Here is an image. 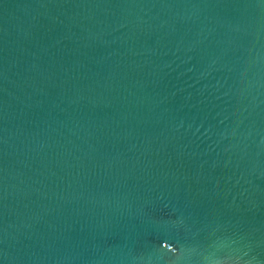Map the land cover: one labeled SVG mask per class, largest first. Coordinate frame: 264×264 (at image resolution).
Wrapping results in <instances>:
<instances>
[{
  "label": "water",
  "instance_id": "1",
  "mask_svg": "<svg viewBox=\"0 0 264 264\" xmlns=\"http://www.w3.org/2000/svg\"><path fill=\"white\" fill-rule=\"evenodd\" d=\"M0 264H264V0H0Z\"/></svg>",
  "mask_w": 264,
  "mask_h": 264
}]
</instances>
